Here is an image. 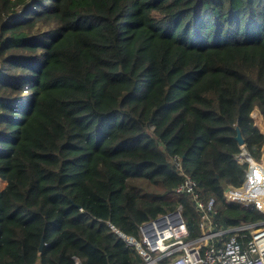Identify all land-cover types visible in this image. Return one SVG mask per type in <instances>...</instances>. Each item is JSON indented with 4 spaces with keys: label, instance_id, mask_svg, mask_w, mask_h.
Instances as JSON below:
<instances>
[{
    "label": "trees",
    "instance_id": "obj_1",
    "mask_svg": "<svg viewBox=\"0 0 264 264\" xmlns=\"http://www.w3.org/2000/svg\"><path fill=\"white\" fill-rule=\"evenodd\" d=\"M255 109L264 0H0V264H143L81 214L135 234L181 206L197 238L176 162L216 228L263 221L222 194L261 157Z\"/></svg>",
    "mask_w": 264,
    "mask_h": 264
},
{
    "label": "built area",
    "instance_id": "obj_2",
    "mask_svg": "<svg viewBox=\"0 0 264 264\" xmlns=\"http://www.w3.org/2000/svg\"><path fill=\"white\" fill-rule=\"evenodd\" d=\"M235 159L246 165L245 177L239 186L224 185L225 200L240 205L253 204L264 212V152L260 159H255L242 148ZM176 163L182 180L174 187V192L191 194L200 212V236L190 238L181 206L138 223L135 234H126L108 222L114 235L134 248L143 264H264V220L226 230L216 228L211 219L214 198L205 201L199 198L196 181ZM225 232L231 234L223 238ZM74 264H81L77 257Z\"/></svg>",
    "mask_w": 264,
    "mask_h": 264
},
{
    "label": "rangeland",
    "instance_id": "obj_3",
    "mask_svg": "<svg viewBox=\"0 0 264 264\" xmlns=\"http://www.w3.org/2000/svg\"><path fill=\"white\" fill-rule=\"evenodd\" d=\"M252 117L254 119L255 125L264 133V124L262 122V117L259 114V112L257 111V109L252 111ZM262 152H264V145L262 147ZM4 185H5V182L3 180H0V189ZM76 219L85 222L87 225H89L95 229L106 232L108 235L112 236L113 238L115 236L114 233L110 230L109 226L105 222L94 221L85 214H81V215L77 216Z\"/></svg>",
    "mask_w": 264,
    "mask_h": 264
},
{
    "label": "water",
    "instance_id": "obj_4",
    "mask_svg": "<svg viewBox=\"0 0 264 264\" xmlns=\"http://www.w3.org/2000/svg\"><path fill=\"white\" fill-rule=\"evenodd\" d=\"M236 138L238 139V141L241 143L242 142V138H241V136L239 135V134H237V136H236ZM42 242L40 243V246H39V249H41L42 248Z\"/></svg>",
    "mask_w": 264,
    "mask_h": 264
}]
</instances>
